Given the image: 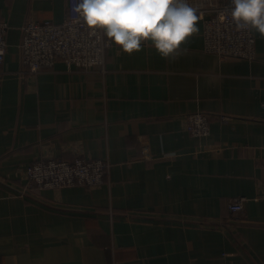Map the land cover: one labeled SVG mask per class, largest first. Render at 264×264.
<instances>
[{
  "label": "crops",
  "instance_id": "0c3cea01",
  "mask_svg": "<svg viewBox=\"0 0 264 264\" xmlns=\"http://www.w3.org/2000/svg\"><path fill=\"white\" fill-rule=\"evenodd\" d=\"M68 0H0V264H264V37L253 60L203 51L202 24L174 56L112 42L105 70L22 63L28 19ZM210 116L191 136L184 117ZM229 119L221 122L217 116ZM105 160L98 186L26 187L39 160ZM244 198L243 211L228 203Z\"/></svg>",
  "mask_w": 264,
  "mask_h": 264
},
{
  "label": "built area",
  "instance_id": "2783aa9c",
  "mask_svg": "<svg viewBox=\"0 0 264 264\" xmlns=\"http://www.w3.org/2000/svg\"><path fill=\"white\" fill-rule=\"evenodd\" d=\"M68 12L61 23L49 19H28L22 26L20 52L27 73L38 74L53 68L58 59L68 68L78 70H105V53L112 41L102 31L95 34L87 28L76 12L79 0H68ZM195 9L197 21L202 24L203 51L220 59L239 58L253 60L256 56V39L252 29H242L233 22L232 0H187ZM9 24L0 20V78L1 65L7 51L6 34ZM221 122L229 117L218 115ZM210 116L203 112L189 113L184 117L185 130L199 137L210 133ZM105 160H86L75 157L70 161L55 159L34 162L26 171V180L32 186L59 188L66 186H98L104 181L108 169ZM244 198L229 201L231 213L243 211Z\"/></svg>",
  "mask_w": 264,
  "mask_h": 264
},
{
  "label": "clouds",
  "instance_id": "9594fccd",
  "mask_svg": "<svg viewBox=\"0 0 264 264\" xmlns=\"http://www.w3.org/2000/svg\"><path fill=\"white\" fill-rule=\"evenodd\" d=\"M233 22L264 37V0H232ZM76 12L93 34L102 31L123 54L139 52L151 40L163 58L174 56L198 31L187 0H79Z\"/></svg>",
  "mask_w": 264,
  "mask_h": 264
},
{
  "label": "rangeland",
  "instance_id": "374dc122",
  "mask_svg": "<svg viewBox=\"0 0 264 264\" xmlns=\"http://www.w3.org/2000/svg\"><path fill=\"white\" fill-rule=\"evenodd\" d=\"M191 135V134H190ZM191 136H193V135H191ZM193 137H197V138H205V137H199V136H193ZM24 180L26 181V187L27 188H32L33 186L31 185V183L29 182V181H27L26 180V173H25V175H24ZM63 186H66V185H62V186H60V187H63ZM69 186H71V185H69ZM59 187V188H60ZM36 188L38 189V190H43V189H55V188H41V189H39L37 186H36Z\"/></svg>",
  "mask_w": 264,
  "mask_h": 264
}]
</instances>
